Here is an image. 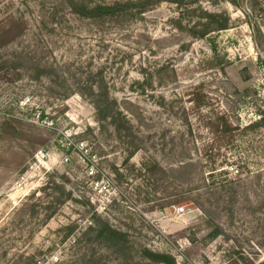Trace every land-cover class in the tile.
Instances as JSON below:
<instances>
[{
  "label": "rangeland",
  "instance_id": "1",
  "mask_svg": "<svg viewBox=\"0 0 264 264\" xmlns=\"http://www.w3.org/2000/svg\"><path fill=\"white\" fill-rule=\"evenodd\" d=\"M116 1L0 0V264L264 262V0L72 7ZM207 12L228 28L194 36Z\"/></svg>",
  "mask_w": 264,
  "mask_h": 264
},
{
  "label": "trees",
  "instance_id": "2",
  "mask_svg": "<svg viewBox=\"0 0 264 264\" xmlns=\"http://www.w3.org/2000/svg\"><path fill=\"white\" fill-rule=\"evenodd\" d=\"M166 0H127L116 1L112 4H97L95 6H88L76 4L72 2V7L78 14L87 18L95 17H121V16H135L143 14L150 6L159 4ZM176 3L184 2L183 0H172ZM207 22L204 23V28L201 30H194L192 34L198 37H204L213 31L224 30L228 28L230 17H225L217 13H206ZM218 24L216 29H212L211 25ZM260 30H258L259 32ZM92 102L96 109L97 119L99 123L115 124L119 121L127 120L128 116L120 107L118 101L111 97L108 93H100L92 91ZM260 125L264 127V117L261 119ZM261 175H258L260 179ZM264 191V183L262 185ZM264 208V203L262 204ZM121 231L115 229L108 221H101L100 227L97 229L96 240L100 243H105L110 248L117 250L126 247V239H122ZM132 264H177L174 256L168 253L155 252L144 248L142 250V261H137ZM264 264V262L260 263Z\"/></svg>",
  "mask_w": 264,
  "mask_h": 264
},
{
  "label": "built area",
  "instance_id": "3",
  "mask_svg": "<svg viewBox=\"0 0 264 264\" xmlns=\"http://www.w3.org/2000/svg\"><path fill=\"white\" fill-rule=\"evenodd\" d=\"M39 154H40L39 160L45 158V155H44L43 152H40ZM65 160L68 161V158L66 157ZM177 212H179V213H183V212H185V208H184V207H178V208H177Z\"/></svg>",
  "mask_w": 264,
  "mask_h": 264
}]
</instances>
